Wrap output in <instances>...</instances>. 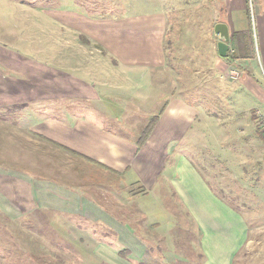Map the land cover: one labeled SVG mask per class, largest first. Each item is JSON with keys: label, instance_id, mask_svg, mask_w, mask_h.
Listing matches in <instances>:
<instances>
[{"label": "crops", "instance_id": "1", "mask_svg": "<svg viewBox=\"0 0 264 264\" xmlns=\"http://www.w3.org/2000/svg\"><path fill=\"white\" fill-rule=\"evenodd\" d=\"M111 1H120L110 5L119 15L60 13L80 33L74 40L99 48L65 47L56 66L30 63L34 73L14 79L19 91L0 93V107L19 106L7 118L0 112V124L24 134V157L10 140L0 160V217L19 227L23 220L26 232L114 233L84 261L112 264L119 251L145 255L152 244L134 232L168 235L179 207L198 232L199 264H235L251 232L264 229V138L252 116L264 112V0ZM182 9L184 18H173ZM176 24L184 26L183 82L166 48ZM217 24L228 28L226 58ZM198 64L205 81L197 84ZM236 68L242 78H223ZM186 147L222 158L208 168L221 189L198 167L209 160ZM230 199L245 201L246 213ZM37 220L46 227H31Z\"/></svg>", "mask_w": 264, "mask_h": 264}, {"label": "rangeland", "instance_id": "2", "mask_svg": "<svg viewBox=\"0 0 264 264\" xmlns=\"http://www.w3.org/2000/svg\"><path fill=\"white\" fill-rule=\"evenodd\" d=\"M67 3L68 6H64ZM111 4H120V1L111 0H0V93L9 97L19 91L17 83L14 79L23 80L25 69L28 73L37 68H30V63L47 64L56 66L57 53H60L65 47H75V44H83L84 38L78 37L74 40V36L78 34L73 28V21L65 22L60 13H76L81 11L85 14L93 16L95 19H104L107 15H119L122 8L119 5L110 7ZM75 5V6H74ZM249 14H252L251 6L248 4ZM136 10V9H134ZM142 10V9H138ZM173 18L180 20L184 18L183 9L177 13H173ZM171 16V17H172ZM174 24V23H173ZM177 25L172 33H169L166 39V48L168 54V62L175 64L177 68L178 82H183L184 72L181 71L184 63V43L179 39L184 35V26ZM80 34V33H79ZM254 34V30H253ZM178 42L175 43V40ZM88 46L99 48L96 44L91 45L86 41ZM85 44V43H84ZM72 50V49H71ZM101 51V50H100ZM204 58H209L207 46L204 49ZM103 63V61H101ZM28 66H25L27 65ZM200 74L194 76V82L200 83L205 81L202 79L201 72L204 68H199ZM52 67V66H50ZM20 70L22 71H19ZM231 71V70H229ZM52 74L54 73L53 71ZM239 69L226 72L223 78L228 82L235 81L243 77L239 73ZM34 73V72H33ZM244 73V72H242ZM258 81L264 85L263 71L257 73ZM206 78V77H205ZM209 81L214 80L213 76L207 77ZM241 82V80L239 81ZM260 85V84H259ZM258 85V86H259ZM261 89H264L261 85ZM22 91L24 87L20 88ZM251 97L250 103L258 102L259 96L255 92L249 93ZM245 96V97H249ZM22 95L21 97H23ZM26 96V95H25ZM239 97L241 94L239 93ZM242 97L244 95L242 94ZM247 102V100H246ZM49 105V104H48ZM40 108L41 105H36ZM19 106L1 104V116L8 117L12 112H19ZM55 110V109H54ZM254 118V117H253ZM3 121V120H1ZM255 121V120H254ZM8 120L0 124V160L4 158L2 155L8 154V142L17 143V148L21 150L19 154H23V132L19 129H9L7 127ZM22 130V128H21ZM205 138V137H204ZM209 138V137H208ZM203 140V139H202ZM184 145V141L180 147ZM20 146V147H19ZM201 147V146H200ZM185 152L197 161L204 160L208 163L207 167L198 166L201 172L216 189L219 187L216 176H213L208 168L216 165V160L222 162L220 156L211 157L213 153L209 150L200 149L189 150ZM210 154V155H209ZM219 154V153H216ZM5 159H8L7 157ZM83 170V168H82ZM139 188L130 186V194L138 192ZM222 195V194H221ZM224 195V194H223ZM232 197V196H230ZM235 210L241 214L246 213V202L231 200ZM134 205L129 203V209ZM176 215L174 216V227L168 235L161 232H154V227L141 232L136 231L134 234L142 239H147L152 244L149 251H145V255L139 256L136 253L118 252V259L112 264H199L200 250L198 248L199 235L198 232L186 223V218L179 207H175ZM264 221V219H262ZM25 222H20V227L16 223H11L7 218L0 217V264H89L84 261L91 256L97 255L99 246H95V242H103L106 236H112L114 233L105 232H51L48 230L42 232H26L22 228L26 227ZM31 227L44 228L39 220L36 225ZM250 227L252 225L250 224ZM48 228V226H47ZM253 228V227H252ZM37 237V238H36ZM41 238V239H40ZM80 243V246H79ZM64 245V246H63ZM97 247V248H96ZM81 260V262H76ZM91 264H107L96 260ZM109 264V263H108ZM235 264H264V229L251 232L249 244L240 253Z\"/></svg>", "mask_w": 264, "mask_h": 264}, {"label": "water", "instance_id": "3", "mask_svg": "<svg viewBox=\"0 0 264 264\" xmlns=\"http://www.w3.org/2000/svg\"><path fill=\"white\" fill-rule=\"evenodd\" d=\"M214 34L218 37L217 52L220 58L227 57L229 32L225 24H217L214 26Z\"/></svg>", "mask_w": 264, "mask_h": 264}, {"label": "built area", "instance_id": "4", "mask_svg": "<svg viewBox=\"0 0 264 264\" xmlns=\"http://www.w3.org/2000/svg\"><path fill=\"white\" fill-rule=\"evenodd\" d=\"M254 120L257 124L259 133L264 138V112L260 110H256L252 113Z\"/></svg>", "mask_w": 264, "mask_h": 264}, {"label": "trees", "instance_id": "5", "mask_svg": "<svg viewBox=\"0 0 264 264\" xmlns=\"http://www.w3.org/2000/svg\"><path fill=\"white\" fill-rule=\"evenodd\" d=\"M141 144V143H140Z\"/></svg>", "mask_w": 264, "mask_h": 264}]
</instances>
